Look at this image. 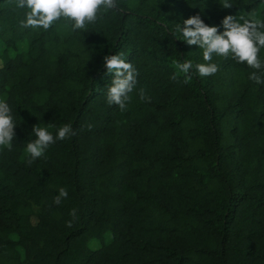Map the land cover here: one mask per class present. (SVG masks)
I'll list each match as a JSON object with an SVG mask.
<instances>
[{"label":"trees","instance_id":"obj_1","mask_svg":"<svg viewBox=\"0 0 264 264\" xmlns=\"http://www.w3.org/2000/svg\"><path fill=\"white\" fill-rule=\"evenodd\" d=\"M16 2L0 0V99L17 123L0 150V264H264V83L219 56L184 83L176 62L203 55L175 31L197 14L221 32L226 15L264 20V0H118L86 31L47 32L21 28ZM121 52L139 72L123 112L103 60ZM68 123L76 134L28 165L33 126Z\"/></svg>","mask_w":264,"mask_h":264},{"label":"clouds","instance_id":"obj_2","mask_svg":"<svg viewBox=\"0 0 264 264\" xmlns=\"http://www.w3.org/2000/svg\"><path fill=\"white\" fill-rule=\"evenodd\" d=\"M224 9L234 6L231 0H219ZM18 9H26L25 19L20 20L21 28L42 29L47 32L58 21L64 20L71 23L73 31L85 30L90 24H95L102 19L101 13L119 8L118 0H17ZM223 32L218 26H210L204 22L200 15H193L183 20V26L176 24L175 31L188 45H196L202 50L204 63L194 64L192 60L176 62V67L185 74L184 83L192 79L193 73L200 77L215 75L220 71V66L213 62L214 56L231 58L237 63L246 64L255 71L249 74V79L257 84L264 83V59L260 53L264 49V20L256 12H239L237 15H226L222 20ZM106 74L113 76L107 87L106 101L108 105L118 106L121 112L125 111L131 102V93L136 89L139 72L131 62H126L124 54L116 53L103 57ZM173 81L177 75L171 76ZM141 101H151L144 88L139 89ZM17 123L12 109L5 99H0V150L12 149L16 138L15 128ZM52 125H34L32 132L35 139L26 145L27 160L31 165L37 159L44 157L49 147L57 141L70 139L76 133L71 123L60 126L55 135L49 130ZM91 129L92 125H87ZM68 190L61 187L53 199L59 205L63 199L68 198ZM71 220L66 226L71 228L79 219L78 210L70 211Z\"/></svg>","mask_w":264,"mask_h":264},{"label":"rangeland","instance_id":"obj_3","mask_svg":"<svg viewBox=\"0 0 264 264\" xmlns=\"http://www.w3.org/2000/svg\"><path fill=\"white\" fill-rule=\"evenodd\" d=\"M18 46H19V49H24V48L26 47V44H25L24 42H19ZM1 47H2V44L0 43V48H1ZM9 53H10V54H13L14 51L11 50V49H9ZM99 245H100V242H99L98 240H96V239H91V240L89 241V246H90L91 248H96V247H98Z\"/></svg>","mask_w":264,"mask_h":264}]
</instances>
